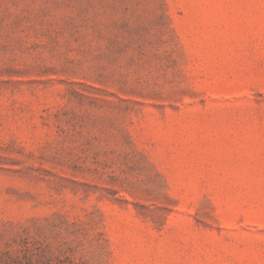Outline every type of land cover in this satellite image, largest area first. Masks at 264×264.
Instances as JSON below:
<instances>
[{"label": "rangeland", "instance_id": "rangeland-1", "mask_svg": "<svg viewBox=\"0 0 264 264\" xmlns=\"http://www.w3.org/2000/svg\"><path fill=\"white\" fill-rule=\"evenodd\" d=\"M0 264H264V0H0Z\"/></svg>", "mask_w": 264, "mask_h": 264}]
</instances>
